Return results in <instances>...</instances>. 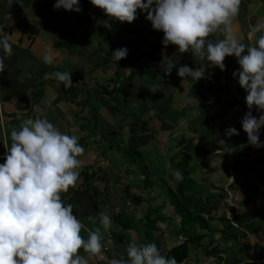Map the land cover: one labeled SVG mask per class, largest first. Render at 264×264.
<instances>
[{"label":"crops","instance_id":"obj_1","mask_svg":"<svg viewBox=\"0 0 264 264\" xmlns=\"http://www.w3.org/2000/svg\"><path fill=\"white\" fill-rule=\"evenodd\" d=\"M54 3L0 0V33L9 36L13 49L10 57L0 49V162L11 130L20 127L18 117L47 118L61 132L78 136L84 148L77 185L61 195L88 227L89 215L104 211L111 217L115 248L107 257L123 255L130 241L154 242L168 257L197 232L205 235L202 244L220 252L190 244L187 261L264 264V147L248 144L241 127L248 109L246 93L232 76L236 58L226 57L221 71L175 45L162 53L163 32L153 30L139 10L133 23L109 21L107 29L106 15L90 0H80L79 13L54 10ZM258 21H264V0H242L233 29L243 43H255L247 33ZM120 47L128 55L117 61L112 51ZM46 50L54 55L50 65L43 62ZM167 63L175 64L170 76L162 68ZM183 64L213 75L197 82L181 78L177 69ZM56 71L71 73L70 87L44 79ZM229 126L239 135L225 136ZM219 139L229 145L221 147ZM259 139L264 143V126ZM176 170L182 181L175 179ZM116 215L128 218L126 228L120 225L127 219ZM148 217L157 221L152 240L146 235ZM90 264L106 261L97 257Z\"/></svg>","mask_w":264,"mask_h":264},{"label":"clouds","instance_id":"obj_2","mask_svg":"<svg viewBox=\"0 0 264 264\" xmlns=\"http://www.w3.org/2000/svg\"><path fill=\"white\" fill-rule=\"evenodd\" d=\"M242 0H90L101 9L107 19L103 26L112 28L109 21L133 23L138 10L145 14L155 31H162L161 43L177 46L181 54L207 60L211 66L226 70L225 58L234 56L239 67L232 76L245 91L248 111L240 120L247 134V143L255 148L264 147L259 139L264 126V21L250 25L245 44L238 38L233 21L238 17ZM54 10L81 12L80 0H55ZM221 33L215 41L209 36ZM259 34V35H257ZM0 49L5 56L13 55L9 36L0 33ZM115 60L128 55L127 47L112 51ZM54 55L46 50L45 64H52ZM174 63L162 64L163 72L171 75ZM5 71L0 57V73ZM177 75L194 81L211 79L205 71L183 64ZM44 79H55L57 86L72 84L70 72L46 73ZM155 93L156 88H149ZM253 108L260 113L253 115ZM20 127L10 132L11 145L0 162V264H90L99 258L106 264H177L176 258L162 255L154 242L138 244L130 241L125 253L109 258L105 252L115 248L111 217L104 211L86 219L88 227L73 212V205L65 203L62 193L75 188L80 178L79 159L84 153L79 137L61 132L47 118H21ZM224 135L232 137L239 131L229 126ZM221 147L229 145L219 139ZM225 148L224 153H232ZM166 167L171 168V164ZM178 181L183 174L173 173ZM149 218V217H148ZM146 218V222L148 221ZM122 227H120L121 229ZM81 251L84 253L81 254ZM169 253V252H168ZM183 264H197L184 259Z\"/></svg>","mask_w":264,"mask_h":264},{"label":"trees","instance_id":"obj_3","mask_svg":"<svg viewBox=\"0 0 264 264\" xmlns=\"http://www.w3.org/2000/svg\"><path fill=\"white\" fill-rule=\"evenodd\" d=\"M213 209L214 208L210 209L208 212L209 213L212 212ZM147 216H149L148 211L145 214V217H147ZM192 216L195 217L194 216V213L192 214ZM114 217L117 218V219H121V218H124L126 216L121 215V217H119V216L116 215ZM188 217L189 216H187L185 219L188 220ZM126 219L127 220H121L120 227H122V228H126L127 227V224L125 222L128 221V218L126 217ZM123 221H125V222H123ZM156 223H157V221L151 219L150 217L148 218V221L145 222V225H146V235H147V237H148L149 240H152V238H153L152 237V233L154 231H157ZM187 225L189 226V228L190 227H192V228H195L196 227V225H195L194 222H192V223L187 222ZM183 227H185V225H183ZM119 236L122 238V235L121 234H119ZM204 237H205L204 234H201V233H197L196 232L195 234H193V236H189V238L186 239L181 244H179V245L173 247L172 249H170L169 250V253H168L169 257H173L174 256L176 258V260H177V264H182L184 262V259L185 258H188L190 256V250H191L190 249V244L191 245L192 244L193 245L200 244V245H202L205 248L206 252H207V249H208L209 252H210V254H212V255H218L219 252H220L219 248H217V247H211L210 248L209 245L202 244V241H204L203 240ZM235 237H236V235H235Z\"/></svg>","mask_w":264,"mask_h":264},{"label":"rangeland","instance_id":"obj_4","mask_svg":"<svg viewBox=\"0 0 264 264\" xmlns=\"http://www.w3.org/2000/svg\"><path fill=\"white\" fill-rule=\"evenodd\" d=\"M131 48L133 49V51L136 50V49H135V46H133V47H131ZM143 153H144V156L152 158L153 152H151V151L148 150L147 148H144V149H143ZM143 165H145V164H143ZM145 166H146V165H145ZM146 168H147V166H146ZM148 170H150V168H148ZM157 173H158V172H157ZM151 178H152V176H151ZM219 189H221V187H219ZM220 201H222V200H220ZM129 210H130V212H131V211H132V208L130 207ZM131 213H132V212H131ZM124 219H126V217H124Z\"/></svg>","mask_w":264,"mask_h":264}]
</instances>
